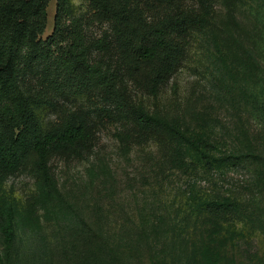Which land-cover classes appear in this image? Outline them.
Wrapping results in <instances>:
<instances>
[{
	"label": "trees",
	"instance_id": "16d2710c",
	"mask_svg": "<svg viewBox=\"0 0 264 264\" xmlns=\"http://www.w3.org/2000/svg\"><path fill=\"white\" fill-rule=\"evenodd\" d=\"M51 1L0 0V234L6 248H0V264H12L11 249L20 232H37L45 220L66 218L75 232L91 241L98 238L91 226L82 227L75 205L62 194L52 161L86 158L104 120L123 125L119 137L128 153L156 140L192 175L190 210L208 229L201 234L195 261L184 258L185 249L176 257L174 247L165 254L168 264L251 262L248 253L264 232V148L226 153L209 127L134 101L124 80L157 99L193 41L210 33L222 72L236 80L232 92L264 115V48L259 41L248 48L235 27L216 31L219 2L235 20L239 7L257 1L193 0L188 7L187 0H82L90 15L108 26L94 42L87 40L88 16L76 0H57L53 33L44 38ZM94 53L102 59L93 61ZM53 114L56 119L50 120ZM244 163L255 168L261 189L251 205L235 192L201 189L199 179L227 176ZM19 173L34 180V191L23 203L5 189L6 179ZM259 253L255 264H264ZM124 256L106 242L86 264H120Z\"/></svg>",
	"mask_w": 264,
	"mask_h": 264
},
{
	"label": "rangeland",
	"instance_id": "374dc122",
	"mask_svg": "<svg viewBox=\"0 0 264 264\" xmlns=\"http://www.w3.org/2000/svg\"><path fill=\"white\" fill-rule=\"evenodd\" d=\"M256 1L239 7L235 20L229 19L228 9L219 2L216 31L225 33L228 27H235L248 48L257 41L264 48V0ZM76 3L88 16L87 40L102 39L108 26L90 15L85 1ZM187 5L192 7L194 1L187 0ZM56 8L57 0H52L44 38L53 33ZM214 43L210 33L197 37L179 71L157 99L143 94L127 79L126 93L166 116L182 114L189 122L209 127L226 153L263 149L264 115L232 92L231 83L234 85L236 80L229 81L222 72ZM101 57L94 53L92 60ZM55 119V114L50 116V120ZM123 132L120 123L104 120L96 127L95 145L86 158L58 156L52 161L62 194L75 205L82 227L91 226L98 238L91 241L75 232L66 224V218L63 222L45 220L37 232L19 233L11 249L12 264H86L90 253L106 242L125 253L120 264H168L165 254L174 247L176 257L184 249L185 259L197 256L201 234L208 228L202 227V219L190 210L188 191L193 184L192 175L174 163L156 140L144 146L135 145L128 153L119 137ZM198 182L201 189L212 190L213 194H241L250 205L260 198L257 173L250 163L242 164L227 176L214 175ZM5 189L12 200L23 203L34 191V180L30 174L19 173L6 179ZM254 246L248 253L251 262L237 258L235 264H255V252H260V258L264 255V232L255 237ZM0 248L6 251L1 234Z\"/></svg>",
	"mask_w": 264,
	"mask_h": 264
}]
</instances>
